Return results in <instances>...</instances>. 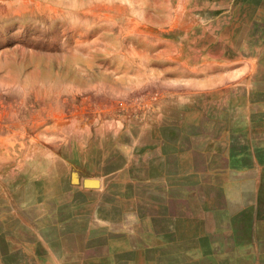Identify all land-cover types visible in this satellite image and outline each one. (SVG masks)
Masks as SVG:
<instances>
[{"label": "crops", "instance_id": "0c3cea01", "mask_svg": "<svg viewBox=\"0 0 264 264\" xmlns=\"http://www.w3.org/2000/svg\"><path fill=\"white\" fill-rule=\"evenodd\" d=\"M168 3L133 109L35 170L2 151L0 264H264V0Z\"/></svg>", "mask_w": 264, "mask_h": 264}, {"label": "rangeland", "instance_id": "374dc122", "mask_svg": "<svg viewBox=\"0 0 264 264\" xmlns=\"http://www.w3.org/2000/svg\"><path fill=\"white\" fill-rule=\"evenodd\" d=\"M168 2L0 0V156L35 170L31 150L82 148L96 122L133 109L170 51Z\"/></svg>", "mask_w": 264, "mask_h": 264}, {"label": "water", "instance_id": "95a60500", "mask_svg": "<svg viewBox=\"0 0 264 264\" xmlns=\"http://www.w3.org/2000/svg\"><path fill=\"white\" fill-rule=\"evenodd\" d=\"M85 184L86 186H89V187L93 186L92 184H88L87 182Z\"/></svg>", "mask_w": 264, "mask_h": 264}]
</instances>
